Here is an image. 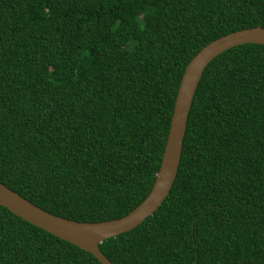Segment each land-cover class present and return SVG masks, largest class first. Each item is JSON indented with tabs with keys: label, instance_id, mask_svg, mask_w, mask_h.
<instances>
[{
	"label": "trees",
	"instance_id": "obj_1",
	"mask_svg": "<svg viewBox=\"0 0 264 264\" xmlns=\"http://www.w3.org/2000/svg\"><path fill=\"white\" fill-rule=\"evenodd\" d=\"M264 29V0H0V184L51 215L118 219L150 191L183 70ZM112 264H264V46L204 69L168 195ZM0 264H100L0 207Z\"/></svg>",
	"mask_w": 264,
	"mask_h": 264
},
{
	"label": "water",
	"instance_id": "obj_2",
	"mask_svg": "<svg viewBox=\"0 0 264 264\" xmlns=\"http://www.w3.org/2000/svg\"><path fill=\"white\" fill-rule=\"evenodd\" d=\"M245 44L264 46V29L257 26L221 36L202 47L186 64L177 87L160 164L147 196L126 215L109 221L83 223L63 219L34 206L0 184V207L42 231L90 254L100 264H112L99 251L103 241L140 225L168 195L180 161L191 102L200 77L215 57Z\"/></svg>",
	"mask_w": 264,
	"mask_h": 264
}]
</instances>
